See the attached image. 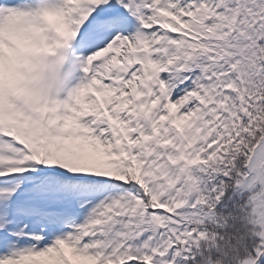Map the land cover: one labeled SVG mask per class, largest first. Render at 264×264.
I'll return each instance as SVG.
<instances>
[{"label":"snow or ice","instance_id":"snow-or-ice-1","mask_svg":"<svg viewBox=\"0 0 264 264\" xmlns=\"http://www.w3.org/2000/svg\"><path fill=\"white\" fill-rule=\"evenodd\" d=\"M0 43V264H264V0H0Z\"/></svg>","mask_w":264,"mask_h":264},{"label":"clouds","instance_id":"clouds-1","mask_svg":"<svg viewBox=\"0 0 264 264\" xmlns=\"http://www.w3.org/2000/svg\"><path fill=\"white\" fill-rule=\"evenodd\" d=\"M9 39L21 53L34 54L37 50L33 39L28 35H14ZM5 50V46L0 43V52ZM79 69L78 59L72 56L68 48L48 56L40 70L39 86L43 96L48 99H59L61 92L71 91L72 88H68L69 81Z\"/></svg>","mask_w":264,"mask_h":264},{"label":"rangeland","instance_id":"rangeland-1","mask_svg":"<svg viewBox=\"0 0 264 264\" xmlns=\"http://www.w3.org/2000/svg\"><path fill=\"white\" fill-rule=\"evenodd\" d=\"M106 83V82H105Z\"/></svg>","mask_w":264,"mask_h":264}]
</instances>
